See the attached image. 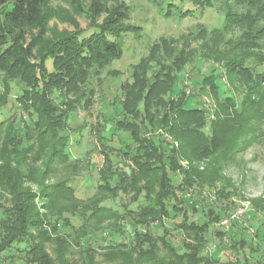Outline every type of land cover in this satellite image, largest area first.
I'll return each instance as SVG.
<instances>
[{
  "label": "trees",
  "instance_id": "1",
  "mask_svg": "<svg viewBox=\"0 0 264 264\" xmlns=\"http://www.w3.org/2000/svg\"><path fill=\"white\" fill-rule=\"evenodd\" d=\"M53 1L82 8L80 0H0V103L10 92L13 79L20 78L23 84L16 101L31 121L24 126L20 118L0 120V201L4 203L0 204V256L24 243L25 264H71L65 256L71 244L68 235L62 233V227L70 224L69 217H63L66 213L77 216L86 227L78 236L80 242L91 231L108 230L112 244L105 254L109 260H123V264H251L253 248L242 237L228 236L230 247L240 253L234 262L223 261L220 251L217 255L204 253L206 234L224 216L225 208H209L204 221L190 219L181 195L189 189L211 192L225 179L221 171L238 148V138L245 129L246 105L256 104L260 84L264 85V74L253 78L252 70L263 59L247 60L257 58L253 50L264 46V0H218L221 23L211 30L201 29L193 39L202 40L196 47L191 49L186 42L183 48L153 49L146 62L134 67L132 81L121 86L124 99L118 98L121 109L114 117L113 129L107 128V120L104 124L97 121L94 133L103 164L96 190L87 199L77 198L68 178L50 185L46 180L57 170L56 164L69 159L66 131L71 115L92 104L94 91L88 87L92 74L122 55L120 32L115 27L127 17L120 8H108L109 0H92L89 8L94 18L106 14L96 30L83 39L81 32L49 37L46 32ZM149 1L165 16L184 18L193 14L183 8L185 1L208 8L214 0ZM200 58L220 63L230 86L236 81L249 91L239 109L232 96L218 101L220 78L218 68L212 66L198 81L200 89L207 88L218 101L216 118L209 122L202 107L191 105L194 95L176 88L183 80L180 73L194 61L196 68ZM37 59L39 65L32 62ZM4 106L6 102L0 109ZM121 133L127 139L123 142L126 150L111 145L114 139L124 140ZM112 152L119 157L116 161ZM182 160L188 161L187 167ZM201 162H205L202 169ZM175 174L180 176L176 180ZM223 183L224 187L214 193L228 198L226 187L231 185L229 181ZM26 184H34L39 190L35 192ZM119 193L132 194L134 201L141 196L143 202L134 210L125 206L126 213L120 216L102 205ZM40 197L48 201L46 213L36 202ZM259 209L264 210V204ZM192 210L196 212L194 204ZM179 213L182 219L175 227L186 236L182 252L169 241L164 221ZM152 222L161 228L160 236L148 227ZM238 230L233 233L239 234ZM215 234L226 235L221 231ZM47 243L55 245V257L46 251ZM92 250L83 248L82 264H97Z\"/></svg>",
  "mask_w": 264,
  "mask_h": 264
},
{
  "label": "rangeland",
  "instance_id": "2",
  "mask_svg": "<svg viewBox=\"0 0 264 264\" xmlns=\"http://www.w3.org/2000/svg\"><path fill=\"white\" fill-rule=\"evenodd\" d=\"M91 1L80 0L82 8L78 10L68 2L53 1L51 3L53 14L47 23L46 35L51 37L81 32L80 39L90 35L93 30H96L95 26L101 25L106 17L105 14L99 19L94 18L89 8ZM107 5L111 10L120 8L126 12L127 18L122 21L121 25L115 27L120 32L119 41L122 46V55L119 59L113 60L108 67L92 74L88 83V87L94 91L92 104L90 103L88 108L76 110L71 115L66 131L69 137V143L66 147L69 159L66 163L56 164L57 170L52 172L46 180V183L50 185L68 178V183L74 188L75 195L81 199L92 196L100 180L98 170L103 164V157L94 133L97 129V123L104 124L107 120L105 123L107 128L113 129L114 117L121 109L118 98L122 101L124 99L121 86L132 81L131 75L134 67L148 60L147 57L153 49L157 52L168 46L183 48L182 45L186 42L190 43L189 48L196 47L202 40L198 39L195 42L193 39L199 35L201 29L211 30L218 27L222 20L219 15L220 4L218 0H214L213 6L208 8H200L185 1L182 4L183 8L191 9L193 14L184 18H180L176 14L171 17L165 16L149 0H109ZM253 53L257 55V58L250 57L247 59L248 62L263 59L260 65H250L253 66V78H255L256 74V77L264 74V46L254 49ZM32 62L39 65L40 60H32ZM194 65L195 61L180 73L183 80L177 84L176 88L178 91L182 87L185 95H194L191 105L202 107L207 114L208 122L216 118L217 102L226 96H232L236 107L239 109L242 99L249 93L246 85L234 81V84L230 86L220 63L213 62L212 58H209L207 62L200 58L196 68H193ZM212 66L218 68L220 78L218 81V101L207 88L200 89L198 82L203 74L210 71ZM47 67L51 69L50 60L47 61ZM22 84L20 78H14L11 82L10 92L7 95L3 94L6 96L1 101L0 106L5 102L6 106L0 109V120H18L20 118L24 120L20 122L21 125L29 126L31 121H27L23 107L16 101V96L21 92ZM259 92L260 95L256 97V104L253 106L246 105L248 110L246 117H244L245 129L238 138V148L233 152L231 159L223 165L221 175L225 177L224 181L217 182L211 188V192L189 189L182 195L180 194L184 199L182 205L186 208L187 217L190 219L199 218L198 221H204L209 208L215 211L221 207L225 208L224 216L215 221L207 232V247L203 251L211 255H217V251H220L224 255L223 261L225 262H234L240 257V253L228 244L230 243L228 236L231 235L235 239L242 237L246 242L245 244L253 248L250 255L251 264L258 261L264 264V210L259 209L264 204V85L260 84ZM56 96L57 92L53 94V98ZM120 136L124 139V134L121 133ZM125 141L127 139L120 142L114 139L111 145L126 150L123 143ZM111 157L116 161L118 156L112 152ZM76 161L79 163L74 166ZM181 164L183 167H187L188 161L182 160ZM199 167L200 169L205 167V162L199 163ZM179 177V174L173 175L175 180ZM225 181H229L231 185L226 187V191H229V197H218L214 192L224 187L223 182ZM26 185L35 192L39 190L38 186L34 184ZM253 200H255L254 203ZM46 201L41 197L36 200L40 211L43 213L47 212L48 201ZM142 202L141 196L134 201L132 194L119 193L114 199L104 200L102 205L123 216L127 208L134 210ZM0 204H4L3 201H0ZM193 204L196 206V212L192 210ZM233 213H237L238 216L230 219V214ZM63 217H69L70 221L69 225L62 227V233L68 235L71 244L69 253L65 255L71 264H82L81 257L83 256L81 254L83 248L86 247H93L92 251H94V259L97 264L124 263L121 259L109 260L105 254L107 246L112 244L109 241L110 232L108 230L96 229L91 231L80 242L78 236L83 233V229L86 230V227L83 228L81 225L83 221L77 216L71 217L66 213L63 214ZM225 218L229 219L228 223L219 225V222ZM125 219L123 222L128 226L129 220ZM181 219L182 214L179 213L172 219L166 218L164 220L169 233L168 239L179 252L184 250L182 242L186 239V236L175 227ZM232 223H236L238 226L232 228ZM148 227L154 235L160 236L162 234L161 228L154 222L150 223ZM74 229L76 232H73ZM237 229H239V234L235 235L233 231ZM48 231L53 237L56 236V233L54 234L50 229ZM215 231L224 232L226 235H216ZM25 248V244L21 243L16 244L10 250H6L0 256L1 263L25 264L24 257L26 254L23 251ZM46 249L51 257H55V245L47 243ZM10 256L11 258H7Z\"/></svg>",
  "mask_w": 264,
  "mask_h": 264
},
{
  "label": "built area",
  "instance_id": "3",
  "mask_svg": "<svg viewBox=\"0 0 264 264\" xmlns=\"http://www.w3.org/2000/svg\"><path fill=\"white\" fill-rule=\"evenodd\" d=\"M238 216V214L237 213H233V214H230V219H233V218H235V217H237ZM228 218H225V219H223L221 222H219V225H225V224H227L228 223Z\"/></svg>",
  "mask_w": 264,
  "mask_h": 264
}]
</instances>
